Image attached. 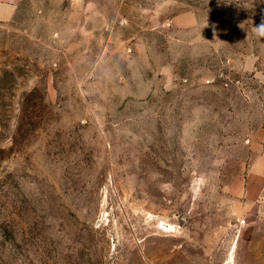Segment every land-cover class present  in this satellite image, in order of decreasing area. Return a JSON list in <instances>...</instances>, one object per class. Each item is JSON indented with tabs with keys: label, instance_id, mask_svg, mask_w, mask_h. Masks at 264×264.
Returning a JSON list of instances; mask_svg holds the SVG:
<instances>
[{
	"label": "rangeland",
	"instance_id": "1",
	"mask_svg": "<svg viewBox=\"0 0 264 264\" xmlns=\"http://www.w3.org/2000/svg\"><path fill=\"white\" fill-rule=\"evenodd\" d=\"M264 0H24L0 21V264H264Z\"/></svg>",
	"mask_w": 264,
	"mask_h": 264
},
{
	"label": "crops",
	"instance_id": "2",
	"mask_svg": "<svg viewBox=\"0 0 264 264\" xmlns=\"http://www.w3.org/2000/svg\"><path fill=\"white\" fill-rule=\"evenodd\" d=\"M24 0H0V21H9L18 13Z\"/></svg>",
	"mask_w": 264,
	"mask_h": 264
},
{
	"label": "clouds",
	"instance_id": "3",
	"mask_svg": "<svg viewBox=\"0 0 264 264\" xmlns=\"http://www.w3.org/2000/svg\"><path fill=\"white\" fill-rule=\"evenodd\" d=\"M261 35H264V24L260 25Z\"/></svg>",
	"mask_w": 264,
	"mask_h": 264
}]
</instances>
